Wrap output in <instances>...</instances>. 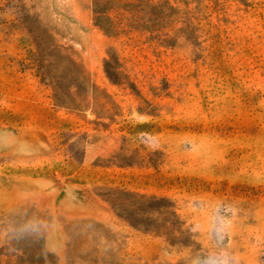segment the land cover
Wrapping results in <instances>:
<instances>
[{"label": "rangeland", "instance_id": "obj_1", "mask_svg": "<svg viewBox=\"0 0 264 264\" xmlns=\"http://www.w3.org/2000/svg\"><path fill=\"white\" fill-rule=\"evenodd\" d=\"M0 264H264V0H0Z\"/></svg>", "mask_w": 264, "mask_h": 264}]
</instances>
